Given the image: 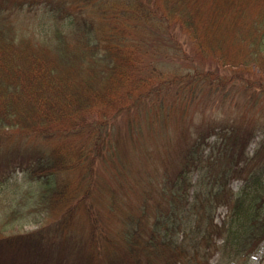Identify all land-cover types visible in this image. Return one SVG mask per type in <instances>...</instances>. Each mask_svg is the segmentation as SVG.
<instances>
[{
    "label": "trees",
    "instance_id": "trees-1",
    "mask_svg": "<svg viewBox=\"0 0 264 264\" xmlns=\"http://www.w3.org/2000/svg\"><path fill=\"white\" fill-rule=\"evenodd\" d=\"M10 1L15 6H0V130L8 131L16 127L14 130L19 134H23L24 129L47 138L49 135L66 136L68 129L69 133L73 132L71 136L88 140L80 149L77 143H71L73 149H79L76 154L70 151L65 155L60 152L55 154L60 161L63 159L71 172L76 171L74 182L70 179L62 182L70 190L69 202L74 195L80 200H87L85 197L91 189L96 155H90L91 161L87 158L95 151L99 138L109 136L118 144L125 142L133 147L138 141L131 135L135 127L142 139L148 140L144 130L148 133L153 129L147 124L143 127L147 115L143 117L139 107L143 103L149 104V93L160 92L167 83L169 95L182 94L179 97L183 106L177 113L180 115L182 112L186 116L188 95L189 100L202 94L206 99L211 90L215 91L212 87L209 90L211 82L207 76L213 70L209 67L206 80H200L203 78L202 71L195 65L192 67L193 64L188 77L179 75L185 67L174 59L188 58L187 49L195 46L202 51V42L209 43L215 58L220 60V64L216 62L212 77L220 76L219 68L226 66L230 71L232 67L230 73L233 79L245 80L251 86L250 96L264 97V0H246L261 5L243 6L251 16L247 20L250 24H246V29L237 28L241 31H237L240 41L233 51L229 50L230 46H224L225 37L231 33L220 22L221 15L226 12L229 22L236 26L238 17H241V6L234 9L228 3L230 5L237 0ZM244 1L242 4L246 3ZM206 2L210 3L209 8L204 6ZM12 9L16 14L26 11L19 30L12 22L6 21V18L16 16L10 14ZM206 23L209 24L207 27ZM211 31H215V36L219 32L218 38L213 41L212 35H205ZM182 33L195 45L184 50V40L178 38ZM137 47L140 54L141 51L144 55L148 53L150 59L139 57L135 53ZM166 68L172 71L171 75L165 73ZM143 72L145 75L141 76ZM22 73L24 77L21 81L19 74ZM254 74L257 75L255 83L252 81ZM139 78L146 82L145 86L151 83L146 90H138ZM193 79L196 81L191 83ZM206 83L208 89H205ZM27 89L29 92H26ZM51 94L61 100L62 110L57 112V103L48 97ZM126 94L131 103L124 99ZM257 102L254 101L251 106ZM155 108L159 112L163 110L159 103ZM62 113H67L72 120L64 126L66 130L55 124ZM164 117L166 125L165 114L159 115V119ZM173 117L177 116L173 114ZM157 123L160 124V120ZM201 125L197 124L196 130L188 135L186 132L190 125L182 130L185 137L179 140L175 152L168 149L160 159L162 167L155 171L156 178L160 179L157 200H144L137 205L124 200L125 213L123 217L117 216L119 223L125 222L123 233L119 235L125 241L124 256L108 257L104 242L96 239L94 258L98 259L92 264H245V259L264 241V166L258 164L254 169L245 170L248 160L254 157L248 158L245 150L248 138L253 134L252 128L238 134L236 127L233 128L234 122L222 123L212 117ZM211 136L214 138L208 141ZM262 138L256 155L261 152L264 134ZM229 145L230 149L227 148ZM177 147H181L179 152ZM206 147L209 150L206 151ZM27 149L32 157L17 166L22 171L21 180L16 176L13 179L23 181L26 190L21 189L16 209L0 213V264H86L84 249L79 251L74 262L55 260L33 249L30 232L24 233L25 225L37 221L36 226H45L38 228L39 231L47 230L44 239L50 242L58 239L57 234H68L70 227L67 212H60L56 216L58 218L41 221L33 211L39 204L45 209L54 205L53 194H56L54 192L60 183H50L45 179L49 173L47 168L41 167V162L49 159L55 146L47 152L36 142H31L27 144ZM115 150L112 155L117 156ZM121 167L126 170L124 163L119 170L128 172ZM110 170L112 174L117 170L114 163ZM139 172L151 179L149 171L142 169ZM103 176L106 177L105 172ZM238 177L242 178L241 184L237 190H232L228 183ZM3 179L4 176H0V180ZM8 180L6 176L5 183L9 184ZM99 184L100 187L108 185L106 182ZM136 185L133 181L126 184L128 190ZM32 190H35V195L28 194ZM164 198L167 202L160 204ZM87 201L85 212L93 221L89 229L92 226L94 230L101 229L100 217L95 214L99 211L95 208L92 211L93 202ZM219 205L226 206L227 211L217 222L214 211ZM25 206L29 207L25 209ZM151 209L150 215L146 216V211ZM99 229H96L97 233ZM99 234H102L101 230ZM140 235L145 241L143 244L138 242ZM109 239L112 240L107 236ZM214 255L216 259L212 261Z\"/></svg>",
    "mask_w": 264,
    "mask_h": 264
},
{
    "label": "rangeland",
    "instance_id": "rangeland-1",
    "mask_svg": "<svg viewBox=\"0 0 264 264\" xmlns=\"http://www.w3.org/2000/svg\"><path fill=\"white\" fill-rule=\"evenodd\" d=\"M26 1V0H23ZM209 1V0H208ZM243 0H237V2H232L230 5L228 3V6H234L235 9L236 6H241V14L237 19V24L234 27L231 22H229L228 19V13L225 12V14H222L220 25L225 26L227 28V32L231 33L229 36L225 37L224 43L226 48L230 46L229 50H232L236 48L237 44L240 41V35L237 33V31L240 33V30H237L238 27H242L246 29L248 25L250 24L247 20L251 18L249 16V12L245 10L243 6H259L261 4H253L251 1H244L245 4H242ZM10 0H2L0 2V6H15L14 3H10ZM263 5V4H262ZM22 6H27L26 4H23ZM204 6H210V3L206 2ZM6 8V7H5ZM5 8L3 10H5ZM258 9L257 7H255ZM230 11V10H229ZM26 13L25 10L19 12L16 14L15 10H11V15H16L12 19L6 18L9 23L12 22L18 30L20 28V21L23 18ZM243 14V15H242ZM18 23H17V22ZM209 24L206 23V27ZM198 27V25H197ZM212 35L211 40L217 39L219 36V32L215 31L206 32L205 35ZM233 35H237L233 37ZM143 39L144 36H142ZM178 38L183 41L182 47L184 50H186L187 47L194 46L195 44L190 40L185 33L179 34ZM214 38V39H212ZM218 41V40H217ZM219 42V41H218ZM222 41L220 42V44ZM203 49L202 51H199L194 47L189 48L186 50V54L188 58H183L182 60H175L174 61L184 66L180 72L179 75L183 76L184 78L189 76V69H191V66L194 67V65L199 68L201 71V77L200 80H206L205 74H208L210 69L215 70L216 68V62L218 61L214 54L212 49L209 46V43L202 42ZM215 47L214 45H212ZM225 49V48H223ZM142 54H140V50L137 47L135 49V53L139 54V57L145 56L147 59H150V55L147 53V55L143 54V51H141ZM146 52V51H145ZM153 58V56H152ZM151 58V59H152ZM171 57H168V60ZM220 61V60H219ZM218 63L220 64V62ZM134 62L136 60L134 59ZM185 62V63H184ZM172 64V63H170ZM230 66V65H229ZM208 67L210 69H208ZM165 69V68H164ZM232 67L229 69L225 66L224 68L220 69V76L214 78V71L210 70V75L207 76L208 80L211 82L209 83V90L214 88L215 91L211 90L209 95L204 97L202 94L201 97L194 96L191 100H189V95L187 96V100L189 103L185 105L186 107V116L185 113L179 115L177 112L179 108L183 106L182 98L179 97L182 94H168L167 91L170 89L168 87V84L165 83L162 87V90L160 92H152L149 93L150 95L147 96L149 104L143 103L139 107V113L144 117V115H147V120H145L143 127L145 128L146 124L147 127L152 128L153 131H145V134L148 138V140L142 139V137L138 134L139 132L135 127H133V131L131 132L132 136L137 138L138 141H136L137 144H135L133 147L130 144H125V142L117 143L116 140H111L109 136L101 137L98 140L97 145H95V151L88 154L87 161H91L90 155H96L94 158L93 163V174L90 181L92 182L89 187V192H87V197L85 199L92 200L93 202V209L99 211V213H95L97 217L99 218V226L102 231V234L98 235L97 230L93 228V226L90 228V225H93V221L91 220L89 214H87L86 206L88 204L87 200H80L76 195L71 196L70 202H72L71 206L68 208H71L70 210L67 208V205L70 204L69 197H70V190L68 191V188L65 184L62 182H67L68 179L74 182L76 179V171L72 170V172L68 169L69 166H65L64 161L59 160L58 157L55 156L56 152H60L62 155H65V153L74 152L76 154L81 145H85L88 140L84 139L85 137H77V136H71L73 132L68 131V129L64 126H68L72 120L71 117L67 113L60 114L56 119V125L60 127L63 130L67 129L66 136H51L45 138L39 133H31L28 130L23 129V134H19L16 130H0V176H4L3 180H0V213H3L4 211L8 213L9 210L16 209L19 205L18 200L21 198L22 194V188L23 190H26V186L23 183V181H16L13 180L14 178L21 180V168L17 167L18 164H22L25 162L30 155L31 151L27 149V144L31 142H36V144L39 147H43V149H46L47 152L49 151V148L52 146H55V149L51 150V155L49 156V159L47 161L41 162V167L47 168V171L49 173V176L45 178L46 180H49L50 183H60V186L57 187L55 195V198L53 199L54 205L50 209H45L40 204L36 206L37 208H34V214L39 215L41 218V221L51 220V218L58 216L59 214L67 212L68 218H69V232L68 234H57L58 239H52L50 242H48V239H44L45 234L47 230H40L37 225L39 222H29L28 225L24 226V233L27 231L30 232V236L32 238V248L36 251L40 252L42 255L51 256L55 260L59 258L60 260H66L69 262L76 261V256L79 253L81 249H84V256L83 260L85 259L86 264H92L96 262L98 257L94 258L96 256V249L95 246L97 244L96 239H98L105 244V250L107 249V256L113 257L116 256L121 257L124 256L125 252V241L119 236L121 233H123L124 230V224L123 221L122 224L119 223V219L117 216L123 217V213H125V207H123L124 200L127 201V203H131L132 205L136 203L146 201H152L157 200L159 196L158 194V188L160 187V179L156 178L157 168L161 165L160 159H162L165 156V152L169 149V152H175L174 148L178 145V142L181 138L185 137V133L183 134L181 131L186 129L189 125L191 126L189 130L186 132V135L188 133H191L196 130V125H201V122L208 120V117L215 118L217 121H220L222 123L231 124V122H234L233 128L236 127L238 130V134L248 132V128H252L253 134H251L250 138H248V142L246 143V156L250 158L252 155L254 157L250 158L245 166V170L248 169H254L258 164L261 166H264V141L261 152H259L258 155L255 154V151L259 145V141L262 138V134H264V97H260V95L256 98H253V95L250 96L251 92V86L246 84L245 80H235L231 76ZM255 69V68H254ZM193 70V69H192ZM191 71V70H190ZM166 74L171 75L172 71L170 69L165 71ZM139 74V73H138ZM145 75V73H141ZM188 74V75H187ZM21 75L20 80L22 81L24 77V73L19 74ZM216 75V74H215ZM34 77V74H32ZM217 76V75H216ZM252 76V75H251ZM257 75L254 74L252 77V81L255 83L254 78ZM140 77V76H139ZM166 76H164L165 78ZM38 78V76H37ZM36 78V79H37ZM140 80V78H139ZM195 79L192 80L191 83L194 82ZM196 81V80H195ZM208 81V82H209ZM60 83V82H56ZM145 83L143 80L139 81V91L140 90H146L151 83L148 82V84L145 86ZM60 85V84H59ZM205 89H208L207 83L204 84ZM38 86V85H37ZM207 86V87H206ZM224 86V87H222ZM27 87V86H26ZM39 87V86H38ZM222 87V88H221ZM144 88V89H143ZM219 88V89H217ZM37 90H39L37 88ZM160 90V89H159ZM26 92H29L28 89ZM55 95V94H54ZM53 94L48 95V97H51V100L53 102H56L57 104V112L63 109V104L61 100L57 97H55ZM256 96V95H254ZM260 97V98H259ZM125 100H128L127 103H131L130 97L126 94L124 97ZM168 99H172V101H168ZM22 100H25L22 98ZM256 105L251 106L254 101H257ZM157 103H159L162 106V111L159 112L155 107H157ZM131 105V104H130ZM189 105V106H188ZM150 107V109H148ZM59 109V110H58ZM62 112H65L64 110ZM166 116V125L165 123V117L159 119V115ZM173 114L177 117H173ZM187 116L189 118H187ZM190 118H193L191 120ZM243 118V119H242ZM200 122H196L197 120H200ZM210 119V118H209ZM160 120V124L157 123V121ZM234 120V121H233ZM236 120V122H235ZM118 122H120V119H118ZM150 124H148V123ZM185 123V124H184ZM206 122L203 123L205 125ZM124 125V124H122ZM202 127V125H201ZM111 128V125H110ZM203 128V127H202ZM47 129V128H46ZM49 130V129H47ZM251 131V132H252ZM40 137V138H39ZM43 137V138H42ZM42 138V139H41ZM214 138V136H211L208 141H211ZM263 139V138H262ZM65 141V142H64ZM111 141H115L111 142ZM214 141V140H213ZM183 142V140H182ZM56 143L57 145H54ZM71 143H77V147L79 149H73V146ZM118 146H116L117 144ZM261 143V141H260ZM41 144V145H39ZM226 144V143H225ZM49 146V147H48ZM70 146V148H69ZM230 146V147H229ZM227 146L228 149L231 148V145ZM118 147V148H116ZM225 147V146H223ZM115 150L117 156L112 155L113 150ZM181 147H177V152ZM209 150V147H206ZM24 150H28L26 152H22ZM67 151V152H65ZM205 151V152H206ZM29 152V153H28ZM86 153V152H85ZM256 155V156H255ZM32 157V156H31ZM122 162V163H121ZM114 163V169L116 171L111 173V167ZM126 165V170L128 172H121L119 170V166L121 164ZM176 163H174V166ZM49 166V167H48ZM60 166V169H58ZM99 167V169H98ZM98 169V170H97ZM120 169H124V167H121ZM143 169V171L147 170L149 171V174L151 175V179L145 178L143 176V172H139ZM163 171L164 169L161 168ZM124 169V171H126ZM75 171V172H74ZM152 171V172H151ZM170 171V170H169ZM103 172H105L106 177L103 176ZM111 173V174H110ZM164 173V172H161ZM47 174V173H46ZM99 174L105 178L106 180L100 179ZM8 176L9 184L5 183V177ZM16 176V177H15ZM150 177V176H149ZM20 178V179H19ZM126 178V179H125ZM7 179V178H6ZM73 179V180H72ZM116 179V180H115ZM127 181L134 182L137 185L135 187L130 188L128 190V187L126 186ZM242 178H232L230 179L228 186L232 190H237L241 184ZM72 182V183H73ZM106 182L108 185L106 187H100L99 183ZM14 183H16V187L14 186ZM18 185V186H17ZM106 185V184H105ZM16 188V190L13 189ZM110 188H112V191L110 192ZM17 192V190H19ZM66 189V190H65ZM63 191V193H62ZM110 192V193H108ZM61 193L63 195V199H61ZM28 194L35 195V190H32V192H28ZM27 194V195H28ZM110 196V197H109ZM165 200L162 201L160 204L165 203ZM168 199V198H167ZM167 202V201H166ZM18 203V205H17ZM61 203V204H60ZM65 203V204H63ZM24 206V204H23ZM29 206H25V209H27ZM33 208V207H32ZM91 210V209H88ZM227 209L226 206L219 205L216 207L214 211V218L215 221L220 222L221 219L224 217V214L226 213ZM152 212L151 210L146 211V216ZM95 222V221H94ZM143 225H145L143 223ZM23 226V225H22ZM40 227H45L41 225ZM145 231L147 226L144 227ZM145 233V232H144ZM50 234V233H49ZM92 235V236H91ZM24 236V235H23ZM64 236V237H62ZM107 236H109L112 240H107ZM43 238V239H42ZM143 237L139 236V243L143 244L145 241H143ZM109 241V242H106ZM113 241V242H112ZM116 244V245H115ZM216 259V255L212 257V261ZM82 260V259H81ZM90 260V261H89ZM133 260V259H131ZM134 261V260H133ZM98 264V263H97ZM245 264H264V241H261L259 245L257 246V249L250 254L248 258L245 259Z\"/></svg>",
    "mask_w": 264,
    "mask_h": 264
}]
</instances>
